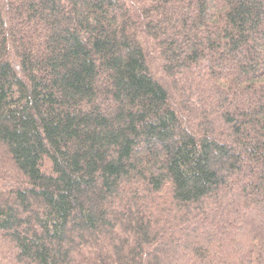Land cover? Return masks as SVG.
<instances>
[{
    "label": "trees",
    "instance_id": "1",
    "mask_svg": "<svg viewBox=\"0 0 264 264\" xmlns=\"http://www.w3.org/2000/svg\"><path fill=\"white\" fill-rule=\"evenodd\" d=\"M0 264H264V0H0Z\"/></svg>",
    "mask_w": 264,
    "mask_h": 264
}]
</instances>
